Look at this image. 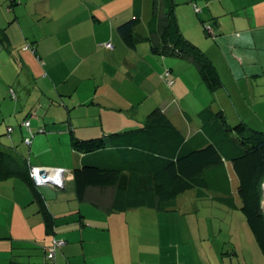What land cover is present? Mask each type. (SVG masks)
Listing matches in <instances>:
<instances>
[{
    "label": "crops",
    "instance_id": "crops-1",
    "mask_svg": "<svg viewBox=\"0 0 264 264\" xmlns=\"http://www.w3.org/2000/svg\"><path fill=\"white\" fill-rule=\"evenodd\" d=\"M33 1L34 4L40 1L44 4L43 12L51 10L52 5L59 7L58 16L54 17L52 12H49V18L44 17L39 21L38 33L28 30L34 21L30 19L27 26V15L22 9L18 10V5H21L20 8L23 7V0H13L11 5L10 1L3 5L0 3L2 9L0 80L4 81L0 93V122L4 121L6 126H12L10 125L12 122H17L18 112L27 111L19 123L21 129L26 130L25 135L34 132V138L35 134L40 133L37 129L43 127L45 132H48V135L42 136L43 139L52 135L57 143L64 147L62 152L60 151L63 161L57 164L47 163L39 157L41 153L50 152L49 149L36 150L37 155L29 158L32 165L58 167L64 170V187L51 186L42 191L48 201L47 196L52 195L51 189L64 190L67 187L73 191L72 168L79 163L82 155L70 148L69 127L74 128V132L81 137L126 131L141 126L147 114L159 108L186 137L199 130V120H194L187 109H183L184 107H174L181 99L175 87L178 77H182L179 73L176 74L181 63V60L177 59L185 57L179 58L174 55L170 58L164 57L153 53L147 46H142L140 53L138 44L133 49L129 48L119 37L116 27L130 17L132 0ZM147 1L149 0H143L141 25L146 24L151 14V11L148 12L147 17L145 8ZM157 2L161 6L160 0ZM174 2L173 10L180 31L206 51L212 61L213 57L208 47L201 43L197 35L208 41L206 32L204 34L205 24L211 26L213 33L216 32L210 43L216 45L222 53L229 77L236 85L239 86L240 79L247 81L259 76L257 72L247 70V67L250 62L256 63L260 58L262 64L264 57L255 52L249 55V51L245 53L244 49L264 48V0H174ZM143 33L148 34V30ZM23 41L35 44L41 62L28 52V48H25L28 42L23 44ZM106 42H111L113 48L108 49L101 45ZM152 42L157 43L156 35H152ZM20 47L23 49L22 53ZM17 48L21 53L20 61L13 54V50ZM189 60L193 62L190 58ZM15 61L26 68L25 77L33 82L29 90L30 96L25 101L20 95L11 99L5 96L10 84L21 88V81L18 82L15 75L14 79L3 77L10 66L15 69ZM139 68L149 70L151 75L136 82V77L132 73L134 69ZM167 69L173 78L171 85L162 78V73ZM172 74H176L175 78ZM35 76L40 80H36ZM24 86L26 87V84ZM219 91L215 94V100L221 101L222 94L221 92L219 94ZM229 91V96L230 94L232 96L230 89ZM32 93L37 96V100L30 104ZM232 100L229 101L230 105L237 109L233 97ZM229 107L228 103L223 107L226 117L228 113L233 119L241 117L238 110H234L235 113L227 111ZM185 114H189L191 118L188 120ZM11 115L14 116L13 119ZM27 118L30 121L29 130L21 125ZM21 129L20 132L23 134ZM7 136V139H0V145L4 147L14 145L18 149L20 138L15 130L13 129ZM32 144L31 141L29 148ZM229 175L233 194H236L237 182L230 168ZM113 197L114 188L91 186L86 189L83 200L78 201L75 198L79 204L72 207L73 209L52 207L48 202L49 209L56 216V225L53 235L47 236L37 205L31 201L29 189L24 182L17 177L0 180V212H5L9 206L6 202H10L12 210L15 209L17 215L22 214L18 226L23 229L20 237L14 236L12 232L0 233V264H44V248L53 237L64 241L56 251V264H198L191 242L179 240L177 236L173 237L170 234L159 242L160 245L155 246L154 257L142 259L139 256L141 252L137 250L133 256V241L139 250L138 244L142 233L130 232L126 222H119L120 224L115 227L117 222L110 218L114 213H124L136 208L112 211ZM234 197L237 207L231 210H237L240 205V201L235 195ZM57 199L55 196L53 199L55 203H58ZM144 208L154 209L146 206ZM67 210L71 211L72 215L65 213ZM59 215L65 217L58 219ZM235 218L237 219L236 216ZM229 238V241L233 239ZM199 240L202 246L205 244L204 264H251L233 240L234 248L221 253L215 246V242L219 241L215 235L199 237ZM220 257L227 260H219ZM212 258L216 262L213 263Z\"/></svg>",
    "mask_w": 264,
    "mask_h": 264
},
{
    "label": "trees",
    "instance_id": "trees-1",
    "mask_svg": "<svg viewBox=\"0 0 264 264\" xmlns=\"http://www.w3.org/2000/svg\"><path fill=\"white\" fill-rule=\"evenodd\" d=\"M157 1L152 0L151 14L145 24L148 34H144V30L140 29L143 0H132L130 17L116 27L122 42L132 49L139 43L151 42L153 53L190 58L196 65L200 81L211 93L217 92L223 87L222 77L207 52L180 31L173 10L174 0H160V11ZM204 27L206 35H216L210 25L205 24ZM152 35L157 36L156 44L152 42ZM106 43L113 48L111 42ZM25 48L32 50L41 62L34 43L28 42ZM170 73L169 69L162 73V78L169 85L173 83ZM9 93L15 98L13 89ZM223 107L217 110L208 106L200 109L196 113L200 128L189 137L159 108L149 112L141 126L126 131L81 137L69 127L70 148L82 155L79 163L72 168L75 198L83 200L86 189L91 186L112 187V211L146 206L163 212L172 210L180 195L194 190L197 199L210 198L235 209L230 168L237 182L238 209L264 256V212L261 207L264 130H258L260 127L253 129L240 116L228 119ZM185 117L188 120L191 118L189 114ZM21 125L29 130V118L24 119ZM12 130V126H6L5 134L9 135ZM37 132L45 133V129L38 128ZM33 134L29 132L22 139L28 148ZM31 167L44 166L32 165L27 157L16 151L14 145H0V180L17 177L24 182L31 201L37 205L45 235H53L56 216L31 178ZM57 240L64 243L53 237L45 246L44 264H56L55 254L63 243L55 246L52 257L48 256V252Z\"/></svg>",
    "mask_w": 264,
    "mask_h": 264
},
{
    "label": "rangeland",
    "instance_id": "rangeland-1",
    "mask_svg": "<svg viewBox=\"0 0 264 264\" xmlns=\"http://www.w3.org/2000/svg\"><path fill=\"white\" fill-rule=\"evenodd\" d=\"M7 1H10V5L12 4L13 0H0L1 5L3 3H7ZM24 5L22 8L21 5H18V10H23L25 14L27 15V26L30 21V19H33L34 23L33 26H29L28 30L32 33H38L37 27L39 24V21L44 19V17L49 18V12L55 16H58V8L57 6L52 5L50 6L51 10H46V12L42 11V6L44 4L37 3L34 4L33 0H23ZM151 5L152 0H149L145 3V8L147 12L151 11ZM157 9L160 11V5L157 2ZM48 9V8H47ZM5 10H7V7H5ZM2 12V9H0ZM144 11V14H146ZM142 24V23H141ZM34 29H33V28ZM145 24L141 25L140 29H145ZM205 34V31H204ZM197 35V34H195ZM205 36V35H204ZM198 39H201V43H204L206 45L207 49L210 51L213 61H215V64L217 68L219 67L220 75L223 80V87L219 89V94L221 92V101L218 99L215 100V94L218 92L211 93L207 87L200 81L199 75L197 73L196 65L194 62H191L188 57L177 59L181 60V63L179 65V69L176 71V74L179 73L182 77H178V81L175 85L176 92L179 97H181L179 102H176L174 107H184L183 109H187V111L190 113V115L194 118V120L198 121V118L196 116V113L202 109L203 107H211L213 110L220 109V105L223 106L227 103L229 104V112L239 111L241 114V118L243 116L244 121H247L249 123V126L251 125L253 129H259L258 130H264V124L262 123V120L264 121V62H261L260 60H256V63L250 62V64L247 67V70L249 71H255L256 74H259V76H254L250 78L249 80L240 79L239 80V86L236 85V83L233 82V80L230 79L227 66L224 63L222 59V53L218 50L216 45L211 44L212 42V36L206 35V38H208V41L198 37ZM29 41H23L24 43H27ZM102 46L105 45V43L101 44ZM150 43L148 42H142L138 44L139 51L142 53V46L150 47ZM20 52H23V49L20 47ZM34 57L36 55L31 52L30 49H28ZM249 51V55L252 52H255L256 54H260L262 57H264V48H258L257 49H244V52L247 53ZM18 52V48L13 50V54L15 55L16 59L18 57L19 61L21 60L19 58V55L21 54ZM6 54V53H3ZM4 56V55H3ZM6 56H8L6 54ZM166 57L170 58L171 55H165ZM164 56V57H165ZM248 57V55L246 54ZM264 60V59H262ZM15 69L10 66V69L6 70L5 76L7 79H14L15 77L18 79V82L21 81L20 85L21 88H16V86H12L13 84H10V87L8 86L5 96L8 99H11L12 96H10V91L13 89L15 93V97H18L19 95L22 97V100L25 101L27 98H29V90L33 86V82L29 80V78H26V68H23L21 66V63H16L15 61ZM134 69L132 75L136 77V82L145 79V77H149L151 73H149V70H140ZM36 70V67H34V71ZM175 75L173 77L175 78ZM179 76V75H178ZM2 79V78H1ZM36 80H40L35 76ZM173 79V78H172ZM3 80H0V93L1 91V84L3 83ZM128 82V81H126ZM26 84V87L24 86ZM4 86V84H3ZM229 89L231 90L232 96L230 94L229 96ZM233 99L235 100V107L230 105V102ZM231 98V99H230ZM37 100V96L32 93L30 98V104L33 103V101ZM233 101V100H232ZM193 102V103H192ZM203 102V103H202ZM4 105V104H3ZM235 110V111H234ZM27 111H19L17 114V122H12L10 125H12V128L15 130V133L19 135V145L18 149L16 151L28 159L34 158L36 156V150H51L48 153H41L39 157L43 159V161L47 163L57 164L63 161L62 156L60 155V151L62 152V149L64 148L62 145L57 143L55 138L51 135L47 139H43L42 136L48 135V132L41 134H35L31 145V148H28V145L26 142L22 139V136H25L26 130L24 128L21 129L19 123L20 120L23 119L26 115ZM43 112L41 113V115ZM40 115V114H39ZM231 114L228 113L227 118L232 119L230 117ZM11 119L14 118L13 115H11ZM10 117V116H9ZM8 117V118H9ZM242 118V119H243ZM33 119V117L31 118ZM231 121V120H230ZM47 122V121H46ZM233 123V122H232ZM2 124V127H0V139L2 138H8L7 134H5V127L6 122L1 121L0 126ZM47 124H49L47 122ZM35 128V127H33ZM20 129L23 131V134H21ZM4 131V132H3ZM22 135V136H21ZM36 137V138H35ZM36 142V143H35ZM58 148V149H57ZM28 152H30V155H28ZM65 180V179H64ZM49 185V184H48ZM46 185H38L40 191L42 192L45 188H50L52 185L48 186ZM68 186V185H67ZM54 187V186H52ZM55 188V187H54ZM52 195L47 196L49 199V203L52 205V207L58 206L60 209H73L74 207L78 206V202L75 200L74 192L69 189L65 188L64 190H56L51 189ZM264 193V192H262ZM239 201V197L237 194H234ZM58 197L57 201L58 203H55L54 198ZM9 206L8 209L5 210V212H0V233H11L14 236H21L23 229L18 226L19 218L22 217V214L17 215V211L10 207V202H6ZM12 204V203H11ZM54 205V206H53ZM73 207V208H72ZM68 211V210H67ZM71 211L65 212L67 214L72 215L70 213ZM65 214V215H67ZM78 215V213H76ZM69 216V215H68ZM237 217V219L235 218ZM65 217V216H64ZM62 215L58 216V219L64 218ZM239 217V218H238ZM110 220L117 222L115 227L119 225V222H126L128 223V229L130 232H138L142 233L141 240L138 244L139 250L136 247V243L133 241L132 245V253L133 256L135 255V251L141 252V258L146 257L147 259H150V256H155V246L160 245V241L168 237L170 234L171 236H177L179 240L183 239L184 241L191 242V246L193 248V252L196 258V261L198 264H204L203 260L204 258V251L205 244L203 246L201 245V241L199 240V237H212L215 235V237L219 238V241H216V245L221 253V251H231L230 248H234L232 246L233 241H235L238 246L242 249V254L244 253L247 258L250 260L251 264H264V257L261 255L257 243L246 223L245 217L240 211V209L237 208V210H231L230 208L219 204L215 201H212L210 198H202L197 199L195 197L194 190L186 191L184 194L180 195L178 199L175 202V206L170 211H157L155 209H149V208H136L129 210L124 213H114ZM233 222V226L231 227V223ZM241 222V224H239ZM38 233V230H36ZM40 233V232H39ZM208 234V235H207ZM231 234V235H230ZM230 235V236H229ZM232 237L233 241H229ZM218 240V239H217ZM240 248H238L240 250ZM222 249V250H221ZM240 257L242 256L241 253H239ZM226 259V258H224ZM223 258L219 260H224ZM218 260V259H216ZM227 260V259H226ZM212 262H216L212 258Z\"/></svg>",
    "mask_w": 264,
    "mask_h": 264
},
{
    "label": "built area",
    "instance_id": "built-area-1",
    "mask_svg": "<svg viewBox=\"0 0 264 264\" xmlns=\"http://www.w3.org/2000/svg\"><path fill=\"white\" fill-rule=\"evenodd\" d=\"M105 46L108 48H112V45L110 43H106ZM25 125H28V121H25ZM26 141L28 142V139H26ZM39 169H44V170L48 171L49 173H54L55 171L56 172L64 171L62 168H58V167H31L30 168V175H31V178L33 179V181L36 185H38V182L41 181V177L38 173ZM262 192H264V182L262 183ZM261 207H262L263 212H264V193H262ZM62 243L63 242L60 240L54 241V243H53L54 245L52 247H50V249H49L48 256L52 257V255L54 253L55 246L61 245Z\"/></svg>",
    "mask_w": 264,
    "mask_h": 264
},
{
    "label": "water",
    "instance_id": "water-1",
    "mask_svg": "<svg viewBox=\"0 0 264 264\" xmlns=\"http://www.w3.org/2000/svg\"><path fill=\"white\" fill-rule=\"evenodd\" d=\"M38 173L41 177V181L38 182V185L50 184L55 187L64 186V171H55L54 173H49L44 169H39Z\"/></svg>",
    "mask_w": 264,
    "mask_h": 264
}]
</instances>
